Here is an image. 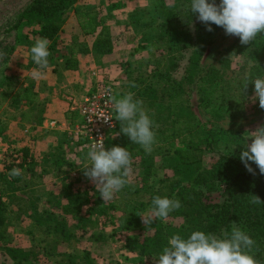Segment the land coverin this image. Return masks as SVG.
Here are the masks:
<instances>
[{"label": "rangeland", "instance_id": "374dc122", "mask_svg": "<svg viewBox=\"0 0 264 264\" xmlns=\"http://www.w3.org/2000/svg\"><path fill=\"white\" fill-rule=\"evenodd\" d=\"M32 1L0 0V92L5 90V84H11L10 96L17 89L28 87L36 90L39 87L36 83L39 80L33 75L37 66L32 62L30 49L40 39V27L29 21L20 24L16 30L12 29L18 15ZM114 3H119V7L109 11L110 5ZM185 5L178 0H75L74 4L63 12L66 21L62 32L52 41H48L50 62L55 60L58 49L70 47L72 37L79 34L74 11L96 8L100 15L106 18L110 34L114 38V51L121 53L118 55L121 72L117 75L106 70L99 71L96 80L84 94L65 95L67 108L72 103H79L81 97L94 87L98 79L110 80L115 84V98L133 94V99L141 102L140 106L147 115L169 113L172 118L173 114L177 113L174 105L181 102L189 107L195 116L196 128L186 139L193 149H197L193 154L199 155L201 159L199 166L184 164L173 154L179 147L176 143L157 147L151 150L144 166L140 164L139 158L131 159L128 184L119 193L114 194L113 199L103 201L95 184L84 175L83 169L88 166L87 154L79 151L76 160L80 155L79 164H83L79 167L72 164V168L61 172L64 184H55L46 178L43 183L35 184L30 194L34 197L41 196L35 201L38 212L47 209L61 214L60 209L66 206L78 209L77 215L64 216L65 228L68 230L59 238L69 239L60 244L57 255L60 252L71 253V248H77L79 251H88L89 259L94 264H153V260L141 258L136 250L129 251L125 247L126 239L138 236L141 230L152 222H157L165 228L167 241L174 234L183 237L184 233H189L191 230L186 228L191 229L190 226H195L199 220L193 214L186 220L182 213L195 208L190 206L196 199L195 193L200 190L205 193V189L195 182L218 155H228L240 160L243 143L248 134L264 126V109L259 107L258 99L254 100V84H248L247 88L243 89V85L248 83L249 69L257 61L256 57L231 53V48L239 44V38L226 35L223 28L216 25H212L213 30L208 31L198 20L185 31L193 41H204V52L198 66L200 73L195 75L191 86H185L186 92L175 97L174 101L165 100L166 105L151 106L154 103L152 89L166 85L161 78H155V74H152L158 64L159 72L168 71L170 77L176 81H185L190 50H178L177 46L171 52L160 45L155 52V31L159 33L160 25L172 15L177 12L184 13ZM255 39L258 41V37ZM91 42V39H88L85 44L90 46ZM81 43V39L76 40V47ZM258 48L264 49V38L258 41ZM262 62L264 58L261 59ZM45 71L47 70H44V73ZM43 88L47 92L55 89L53 84L51 89L45 86ZM160 94L158 91V97ZM46 97L50 98L47 94L38 97L40 101L45 100V112L48 108L47 102L50 101ZM23 111L25 109L21 105L12 106L8 102H0V141L2 137L8 138L12 132L18 135L15 146H11L14 149L12 152L0 150V173L11 161V155L25 144L24 133L19 128V125L23 127L19 122ZM11 117L16 120H11ZM64 133L69 136L65 130ZM247 143L250 144L251 140H247ZM68 182L73 183L70 195L74 198L61 201L54 207L51 204L45 205V196L49 189L58 194L60 190L65 189ZM76 190L80 194L79 200L77 196L75 198ZM154 193L155 196L179 200L181 207L171 212L166 219L152 216L150 209ZM212 197H216V194ZM1 199L9 208L12 207L9 201L1 197L0 192ZM142 217L150 220V223L146 224ZM35 225L28 214L22 216L20 222L9 226L7 230L9 239L12 240L10 245L29 249L33 246V233L37 237L34 242L38 244L46 237L45 228L53 223L48 222L47 226L41 228ZM50 235L53 238L54 233L51 231ZM39 251V264H58L56 261L60 260V257L56 256L50 260L40 249ZM249 254L253 256L254 251ZM0 264H10L1 248Z\"/></svg>", "mask_w": 264, "mask_h": 264}, {"label": "trees", "instance_id": "16d2710c", "mask_svg": "<svg viewBox=\"0 0 264 264\" xmlns=\"http://www.w3.org/2000/svg\"><path fill=\"white\" fill-rule=\"evenodd\" d=\"M178 1H181L183 5L189 3V0ZM74 2L75 0H33L18 15L12 29L16 30L20 24L31 21L40 27L39 38L52 41L59 32H62V27L66 21L63 18V12L71 7ZM217 3H219V0H217ZM118 4H111L109 11L117 9ZM187 7L186 4L183 8L184 13L177 12L163 22L160 25L159 33L155 31V52L158 51L160 45L165 46L166 50L171 52L177 46H179L178 50H190L185 81H176L170 77L168 71L159 72L158 64L152 74H155V78H161L166 85L161 88L155 86V88L152 87V91L150 90L154 100V103L151 104L152 107L165 104V100L174 101L175 97L186 92L185 86H191L194 83L195 75L200 73L198 66L205 44L202 40L193 41L190 34L185 31L197 20L195 15L190 14L189 16ZM74 16L79 34L72 37L71 45L68 47L69 58L65 62L66 70L74 69L77 64V55H109L115 49L114 38L110 34L106 18L102 17L96 8L76 10ZM257 37L258 41L260 38H264L261 35ZM78 39H81L82 43L79 47H76L75 42ZM88 39L92 41L90 46L85 44ZM255 40L247 45L239 42L230 50L235 55L248 54L256 57L257 61L250 67L249 77H247L250 85H252L250 82L252 79L257 76H264V62L261 63V59L264 58V49L258 48V41ZM4 87L5 90L0 92V102H8L12 106L21 105L25 111L21 113L19 122L22 125H38L45 114V100L40 101L38 99V91L34 88L25 87L17 89L10 96L11 84L7 83ZM158 91L161 92L160 97L157 95ZM174 109L177 110V113L173 114L172 118L169 113L167 115L161 113H150L148 115L153 122L155 133L152 150L176 143L179 147L173 151L174 156L184 164L199 166L200 156L193 154L197 149H193L186 139L196 128L194 125L195 116L190 108L184 106L181 102L176 103ZM11 120H16V118L11 117ZM66 120L71 123L75 122L77 115L70 113L68 109ZM120 127L119 121H116L115 135L108 141L106 150L113 146L124 147L131 154V159L139 158L140 164L144 166L150 153H146L140 145L132 143L123 134H118L120 133ZM5 139V137H2L1 141L4 143L6 142ZM67 139L69 142L75 143L80 149L84 148L83 143L79 140L73 139L71 136H67ZM81 151L82 153L83 151L86 154L88 153L85 149ZM61 161H63V158H61ZM251 166L254 170L252 173L246 170L239 159L228 155L215 157L200 179L195 182L196 185L205 189V193L201 190L195 193L196 199L190 203V206L195 208L190 212L182 213L186 220L192 214L199 220V223L195 226H190L191 229L186 228L191 231L184 233L183 237L186 238L192 231L200 230L223 238L230 235L233 228H238L246 232L255 241L251 249V251H254L253 257L257 264H264V175L260 174L254 163ZM13 168L21 169L22 173L20 176L10 179L8 173ZM39 179L40 176L34 171L28 148L15 151L11 155V161L3 167V172L0 173L1 197H4L12 205L9 208L4 200H0V248L3 249L10 264H39V249L47 259L53 260L56 256L60 257V260L56 261L58 264H94L89 259L88 251H79L77 248H71L73 250L71 253L67 251L60 252L57 255L56 251H58L60 244L69 239V237L66 239L59 238L68 230L65 228L64 216L77 215L78 212L76 211L78 209L66 206L60 209L62 210L61 214L47 209L38 212L35 201L39 200L41 196L35 195L34 197L30 194ZM62 180V184H64L65 181ZM72 188L73 183L68 182L65 189L60 190L58 194L49 189L45 196V205L51 204L54 207L55 204L59 205L61 201L74 198L70 195ZM3 190H5L4 193ZM213 194H216V197H212ZM153 195L155 196V193ZM76 196L79 200L78 190H76L75 198ZM257 198L261 202H258ZM28 214L36 224L35 226L39 228L44 225L47 226L48 222L53 223V225L45 228L46 237L43 241L40 240L38 244L34 242L37 237L32 231L33 246L29 249L14 247L10 245L12 240L9 239L10 235L7 229L9 226L20 222L22 216ZM51 231L54 233L53 238L50 235ZM164 233H166L165 228L161 224L152 222L148 227H144L138 236L126 239L125 247L129 251L136 250L141 258H150L153 260V264H157L158 255L168 244Z\"/></svg>", "mask_w": 264, "mask_h": 264}, {"label": "clouds", "instance_id": "9594fccd", "mask_svg": "<svg viewBox=\"0 0 264 264\" xmlns=\"http://www.w3.org/2000/svg\"><path fill=\"white\" fill-rule=\"evenodd\" d=\"M187 11L189 16L195 15L208 31H212V25H216L223 28L226 35L238 37L243 45L254 41L258 35H264V0H219V3L217 0H189ZM30 54L32 62L37 66L33 75L39 78L49 65L48 40H37ZM250 82L254 84V100L258 99L259 107L264 109V76H257ZM248 84L245 83L243 89ZM112 102L116 121L121 125L118 134H123L132 143L140 145L146 153H150L155 133L153 122L140 106L141 102L134 100L131 93L113 98ZM249 139L250 144L247 143ZM86 160L88 166L83 169L84 175L95 184L103 201L113 199L114 194L128 184L131 154L126 148L113 146L106 150L102 142H97L91 146ZM240 160L248 172L254 171L251 166L254 163L260 174L264 175V126L248 134ZM21 173V169L13 168L8 175L12 179ZM180 207L179 200L157 195L152 200L150 212L156 218L166 219ZM143 220L146 224L150 223V220ZM254 243L246 232L238 228H233L230 235L223 238L200 230L192 231L186 238L174 234L158 255L157 264H257L249 254Z\"/></svg>", "mask_w": 264, "mask_h": 264}, {"label": "crops", "instance_id": "0c3cea01", "mask_svg": "<svg viewBox=\"0 0 264 264\" xmlns=\"http://www.w3.org/2000/svg\"><path fill=\"white\" fill-rule=\"evenodd\" d=\"M56 54L55 60L49 62L47 71L36 82L39 84V89H36L39 95L45 96L47 94V96H50V98L46 97L50 101L47 102L48 108L43 118L35 126L23 125L22 127L19 125L24 133L23 138L25 141L21 149H29L34 171L40 176L39 184L43 183L42 181L46 178H49L50 182L55 184H62L63 174L61 172L63 170L72 168V164H76L77 167L83 164L82 162L79 164L80 155L79 159L76 160V155L79 151L81 152V149L75 143L69 142L62 127L63 123L68 122L66 117L69 108H67L68 101H66L65 95L84 94L96 80L97 74L101 70L113 72L117 75L121 72L118 64L120 51H113L109 55L102 56H94L93 54L77 55V64L73 70H66L65 68V62L69 58V49L66 46L58 49ZM117 67L118 69H116ZM52 84L55 87L53 91L47 92L43 88L45 86L51 89ZM50 106L52 108L49 109ZM17 136L12 132L5 139L6 142L0 141V150L12 152L14 149L11 146H15ZM2 155L4 154L2 153ZM61 158H63V161H61ZM74 161L75 163H71ZM3 162L5 163V161Z\"/></svg>", "mask_w": 264, "mask_h": 264}, {"label": "built area", "instance_id": "2783aa9c", "mask_svg": "<svg viewBox=\"0 0 264 264\" xmlns=\"http://www.w3.org/2000/svg\"><path fill=\"white\" fill-rule=\"evenodd\" d=\"M115 89L110 80L98 79L79 103L69 106V112L75 113L77 120L68 121L62 127L69 136L82 142L87 152L97 142H102L106 149L108 141L115 135L116 113L112 102Z\"/></svg>", "mask_w": 264, "mask_h": 264}]
</instances>
